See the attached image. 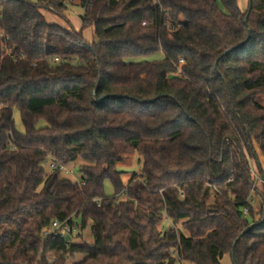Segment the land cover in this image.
<instances>
[{
  "label": "trees",
  "instance_id": "obj_1",
  "mask_svg": "<svg viewBox=\"0 0 264 264\" xmlns=\"http://www.w3.org/2000/svg\"><path fill=\"white\" fill-rule=\"evenodd\" d=\"M73 1L0 0V264H264V0Z\"/></svg>",
  "mask_w": 264,
  "mask_h": 264
},
{
  "label": "rangeland",
  "instance_id": "obj_2",
  "mask_svg": "<svg viewBox=\"0 0 264 264\" xmlns=\"http://www.w3.org/2000/svg\"><path fill=\"white\" fill-rule=\"evenodd\" d=\"M32 3H37L38 0H29ZM79 3L78 0L73 1V5L69 7L68 11L65 14V18L61 19L60 22L62 24L61 28H64L68 32H72L74 27L72 24L76 23V20H79V16L82 14V10L80 8L75 7ZM239 4L244 12L247 11L248 6H249V1L248 0H239ZM1 13V9H0ZM43 15L46 19V21L49 23L52 21V19H56L55 16L48 14L47 12H43ZM50 24V23H49ZM54 24V22L52 23ZM94 28H91L90 30H87L85 33V37L89 40L91 37L94 39ZM91 31V32H90ZM164 59V55L162 53L158 54L155 57L148 58L146 59L147 61H162ZM259 102L264 105V97H261ZM14 122H15V129L17 132L23 134L25 132L24 127L21 122L20 114L19 112L15 111L14 112ZM46 123L45 122H40L38 124V127H45ZM260 159V164L264 168V160L263 158L259 155ZM141 157L135 153L129 156H125L124 162L118 165L119 171L124 173V183L127 185L129 183V180L132 178L133 175L138 174L141 170ZM256 160H251V172L257 176L256 172ZM54 164V161L52 159H48V161L45 163V169L47 174H49L52 169L51 165ZM85 164L82 160H78L75 164H72L70 166L65 167V169L62 171V178L67 179L73 183H81V174H80V167ZM105 194L107 197H111L113 195V189L112 186L109 182H106L105 184ZM122 200H125V198H122ZM254 205L256 206L257 209H259V205L256 203V200L254 199ZM172 224L170 221L165 220L162 224V230H169L171 228ZM83 236L86 238V233L83 234ZM90 243H92V239L90 238ZM88 241V240H87ZM85 257L84 256H76L74 259L70 260L67 262V264H76L78 262H81ZM226 263V262H225Z\"/></svg>",
  "mask_w": 264,
  "mask_h": 264
},
{
  "label": "built area",
  "instance_id": "obj_3",
  "mask_svg": "<svg viewBox=\"0 0 264 264\" xmlns=\"http://www.w3.org/2000/svg\"><path fill=\"white\" fill-rule=\"evenodd\" d=\"M2 110V106L0 105V112ZM58 166L54 163L51 165V169H56ZM62 171L65 167H59ZM257 172V176L251 172L252 178L256 185L264 186V178L260 176ZM76 233V228L71 229L70 226L66 222H54L48 229L44 231V237H49L51 235H57L62 240H68L71 234ZM53 261V260H52Z\"/></svg>",
  "mask_w": 264,
  "mask_h": 264
},
{
  "label": "crops",
  "instance_id": "obj_4",
  "mask_svg": "<svg viewBox=\"0 0 264 264\" xmlns=\"http://www.w3.org/2000/svg\"><path fill=\"white\" fill-rule=\"evenodd\" d=\"M48 14H50V13H48ZM52 15V14H51ZM54 16V15H53ZM55 18L56 19H52V21L51 22H49L50 24H52L53 22H54V24L55 25H58V26H61L62 27V22L60 21V18H58L57 16H55ZM61 22V23H60ZM72 26L74 27V29H75V31H77V32H80V30H81V27H82V24H81V21H80V19L79 20H76V23L74 24H72ZM91 29V28H90ZM90 29H88V30H90ZM94 30V29H93ZM87 31V30H86ZM86 31L84 32V38H85V40L88 42V43H92L93 42V38L91 37V39H87L86 37H85V33H86ZM91 32V31H90Z\"/></svg>",
  "mask_w": 264,
  "mask_h": 264
},
{
  "label": "water",
  "instance_id": "obj_5",
  "mask_svg": "<svg viewBox=\"0 0 264 264\" xmlns=\"http://www.w3.org/2000/svg\"><path fill=\"white\" fill-rule=\"evenodd\" d=\"M250 8H251V5H250ZM249 37H250V32H249V35H248V39H249ZM244 44H245V43H244ZM244 44H242L241 46H243ZM241 46H239V47H241ZM252 227H254V225L251 226V228H252ZM251 228H249L247 231H249ZM245 233H246V232H245ZM245 233H244V234H245ZM244 234H243V235H244ZM232 256L234 257V251L232 252Z\"/></svg>",
  "mask_w": 264,
  "mask_h": 264
}]
</instances>
